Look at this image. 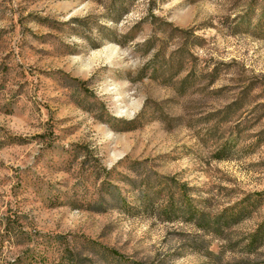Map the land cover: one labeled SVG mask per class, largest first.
I'll return each instance as SVG.
<instances>
[{"label": "rangeland", "instance_id": "obj_1", "mask_svg": "<svg viewBox=\"0 0 264 264\" xmlns=\"http://www.w3.org/2000/svg\"><path fill=\"white\" fill-rule=\"evenodd\" d=\"M263 221L264 0H0V264H264Z\"/></svg>", "mask_w": 264, "mask_h": 264}, {"label": "trees", "instance_id": "obj_2", "mask_svg": "<svg viewBox=\"0 0 264 264\" xmlns=\"http://www.w3.org/2000/svg\"><path fill=\"white\" fill-rule=\"evenodd\" d=\"M191 211V215L193 219L192 221H195L198 228L202 230H208L213 232H217V229H220V227H230L233 225L238 224L240 221H242L245 216L247 209L245 211V207H241L239 204H237L234 207H230L226 210H224L219 215L213 217L212 219H206V214L204 212L199 211L196 208H189ZM162 212L164 213L165 218L168 220H172L174 218V213L171 211L170 208L162 209ZM191 217V218H192ZM11 226V225H10ZM7 233L10 234L12 231L7 228ZM264 245V221L257 227V229L250 235V241L248 246L251 248H259Z\"/></svg>", "mask_w": 264, "mask_h": 264}]
</instances>
